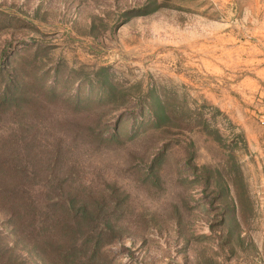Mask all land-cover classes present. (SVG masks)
Listing matches in <instances>:
<instances>
[{
  "label": "rangeland",
  "instance_id": "374dc122",
  "mask_svg": "<svg viewBox=\"0 0 264 264\" xmlns=\"http://www.w3.org/2000/svg\"><path fill=\"white\" fill-rule=\"evenodd\" d=\"M263 87L264 0H0V146L60 147L76 199L36 237L0 205V264L66 225L94 264H264Z\"/></svg>",
  "mask_w": 264,
  "mask_h": 264
},
{
  "label": "trees",
  "instance_id": "16d2710c",
  "mask_svg": "<svg viewBox=\"0 0 264 264\" xmlns=\"http://www.w3.org/2000/svg\"><path fill=\"white\" fill-rule=\"evenodd\" d=\"M23 94L24 91L20 90L18 98L13 102L12 99L8 102L14 103L13 105L16 106H22L21 102L26 101L24 97H22ZM10 148L11 146H0V205L8 207L13 226L15 222L14 228L19 234L22 233L20 227L24 226L25 230H28V235L36 237L41 231L50 226L48 220L52 212L57 210L55 206L61 205L62 208H70L71 210V208L73 209L74 207V203H71L76 199L73 198L69 202L67 200H56L58 199L57 197L60 199L62 197L61 187L64 179L62 176L56 177L55 174H52L54 170L58 169L60 147L55 146L53 152H50V149H48L45 159L42 162L34 158L31 166L21 160V157L25 155L24 152L21 153V150L25 148L24 146H15L16 151L13 153H10ZM30 149H32V147H30ZM26 150L27 149L24 151ZM33 154L36 156L38 155L36 151H33ZM40 175H42L43 178L35 182L33 180L34 177ZM49 182H51V184ZM46 185L51 186L52 190L47 191L45 189ZM40 191L43 194L37 196L36 193ZM41 196L43 197L42 200L40 198ZM39 203H41V206ZM25 213L27 214V217L24 218L25 221L18 222ZM38 215H42V220H38ZM90 230L91 229L86 230V234L93 235V230ZM74 233L75 232H72L69 226L66 225L65 230H63V234H69L65 236L66 242H56L55 244L46 241L36 242L41 252L53 253V255L49 253L51 257L47 259V262H51L52 264H94L93 258L97 255L99 246L92 244L89 247H85L75 240L71 241ZM87 251L88 253L85 255ZM13 260L14 259L8 261V264H14L15 261Z\"/></svg>",
  "mask_w": 264,
  "mask_h": 264
},
{
  "label": "crops",
  "instance_id": "0c3cea01",
  "mask_svg": "<svg viewBox=\"0 0 264 264\" xmlns=\"http://www.w3.org/2000/svg\"><path fill=\"white\" fill-rule=\"evenodd\" d=\"M253 112L258 122L264 125V87L253 97Z\"/></svg>",
  "mask_w": 264,
  "mask_h": 264
}]
</instances>
